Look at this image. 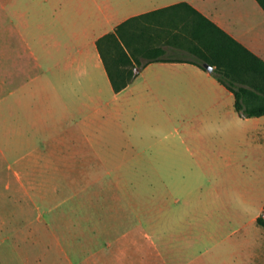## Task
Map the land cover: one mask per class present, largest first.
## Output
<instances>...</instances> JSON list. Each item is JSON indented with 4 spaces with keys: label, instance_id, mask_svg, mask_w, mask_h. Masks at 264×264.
Listing matches in <instances>:
<instances>
[{
    "label": "crops",
    "instance_id": "0c3cea01",
    "mask_svg": "<svg viewBox=\"0 0 264 264\" xmlns=\"http://www.w3.org/2000/svg\"><path fill=\"white\" fill-rule=\"evenodd\" d=\"M181 3L264 60L258 0H0V187L13 212L28 199L43 209L41 219L56 208L58 169L112 161L133 172L143 166L145 182L206 176L223 184L229 213L261 194L257 221L264 211V115L242 116L233 91L196 63L194 48H204L194 35L197 15ZM135 17L122 34L147 64L117 92L97 41ZM157 47L164 54L151 59ZM3 210L0 199V229ZM139 222L146 228L143 216ZM139 224L128 227L130 235ZM139 243L157 251L156 237ZM156 255L112 262L152 264Z\"/></svg>",
    "mask_w": 264,
    "mask_h": 264
},
{
    "label": "rangeland",
    "instance_id": "374dc122",
    "mask_svg": "<svg viewBox=\"0 0 264 264\" xmlns=\"http://www.w3.org/2000/svg\"><path fill=\"white\" fill-rule=\"evenodd\" d=\"M111 162L58 169L56 208L41 219L43 209L28 199L23 210L13 212V200L5 197L1 183V216L6 219L0 229L2 263L83 264L84 255L87 264H113L115 257L157 252L152 264H264V227L255 219L261 194L249 198L241 213H229L223 184L216 186L206 176L145 182L143 166L133 172ZM217 187L218 197L213 194ZM141 216L146 228L139 224ZM48 217L55 223L49 226ZM135 221L136 240L128 228ZM144 236L156 237L157 251L139 243Z\"/></svg>",
    "mask_w": 264,
    "mask_h": 264
},
{
    "label": "trees",
    "instance_id": "16d2710c",
    "mask_svg": "<svg viewBox=\"0 0 264 264\" xmlns=\"http://www.w3.org/2000/svg\"><path fill=\"white\" fill-rule=\"evenodd\" d=\"M258 1L264 8V0ZM178 6L188 7L197 15L194 17V35L205 49L200 45L194 48L198 57L196 63L205 69V63L214 66L213 74L233 91L236 109L242 116L264 115V60L187 3ZM138 18L122 23L116 32L107 33L97 41L117 92L131 84L147 64V61L137 58L134 51H128L124 42L127 39L122 34V28ZM163 54L164 48L157 47L148 56L159 59ZM257 222L264 227V211Z\"/></svg>",
    "mask_w": 264,
    "mask_h": 264
},
{
    "label": "water",
    "instance_id": "95a60500",
    "mask_svg": "<svg viewBox=\"0 0 264 264\" xmlns=\"http://www.w3.org/2000/svg\"><path fill=\"white\" fill-rule=\"evenodd\" d=\"M205 67L209 70V71H213L214 66L209 64V63H205Z\"/></svg>",
    "mask_w": 264,
    "mask_h": 264
}]
</instances>
